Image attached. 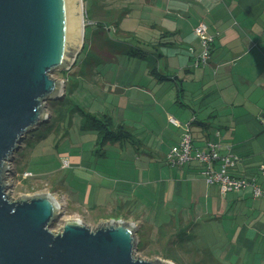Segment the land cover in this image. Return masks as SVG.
I'll return each mask as SVG.
<instances>
[{"label": "crops", "instance_id": "obj_1", "mask_svg": "<svg viewBox=\"0 0 264 264\" xmlns=\"http://www.w3.org/2000/svg\"><path fill=\"white\" fill-rule=\"evenodd\" d=\"M88 3L95 23L105 25L107 14L113 20L122 14L114 41L153 53L155 70L167 80L149 74L150 60L113 56L117 50L100 42L99 51L116 69L107 68L108 82L93 87L108 88L115 100L109 104L112 122L123 125L137 143L111 144L116 156L104 155L94 167L79 158L73 168L82 180L89 174V181L120 197L111 201L126 214L122 221L158 242L186 249L190 264L201 252L203 264H264V0ZM199 24L214 41L207 63L194 67L202 52L194 33ZM128 37L137 46L125 42ZM93 63L100 64V58ZM186 127L195 149L215 144L220 156L236 157L232 175L251 181L262 195L254 197L252 185L220 193L218 185L205 182L197 162L171 168L166 155Z\"/></svg>", "mask_w": 264, "mask_h": 264}, {"label": "water", "instance_id": "obj_2", "mask_svg": "<svg viewBox=\"0 0 264 264\" xmlns=\"http://www.w3.org/2000/svg\"><path fill=\"white\" fill-rule=\"evenodd\" d=\"M84 28L81 0H0V264H155L134 256L131 223L90 230L74 221L52 233L59 209L50 195L6 194V164L46 121L45 103L63 97L64 81L50 75L75 62Z\"/></svg>", "mask_w": 264, "mask_h": 264}, {"label": "rangeland", "instance_id": "obj_3", "mask_svg": "<svg viewBox=\"0 0 264 264\" xmlns=\"http://www.w3.org/2000/svg\"><path fill=\"white\" fill-rule=\"evenodd\" d=\"M88 2L89 0H81L85 25L83 49L80 50L75 64L68 65L60 71L56 70L50 75L54 80L65 82V100L61 109L64 119L60 120V114H53L51 103L56 100L47 101L45 103L47 119L37 127L40 130L39 137H37L38 131H35L37 128L33 130L34 132L27 134L6 164L4 174L6 194L10 200L50 195L55 204L60 205V209L56 211V218L49 227L52 233L59 232L65 223L74 222V220H79L86 228L94 230L109 221L116 222L127 218L121 209H115V202L111 201L120 197L111 196L107 192L108 187L103 184L100 187L98 181L96 182L93 178L89 181V174L82 180L79 170L72 166L81 158L94 167V163L101 161L104 155L111 158L118 153L112 150L111 144H108V147L104 145L105 143L96 145V131L85 128L81 130V127L86 126L83 120L84 115H97L113 121L110 105L114 106L115 101L114 96L107 92V87L104 90L93 87L95 85L101 87L102 83H107L108 69H116L115 63L107 61L106 55L104 53L102 55L99 51L100 42L105 41L104 47H109L107 40L112 42L115 36L105 32L104 40L103 36L96 35L97 28L85 20L86 13L90 11ZM92 11L89 12L90 16ZM108 29L112 32L111 27ZM94 37L97 38L94 39ZM127 39L128 41L125 42L137 46L135 39L129 37ZM113 48L117 50L116 47ZM99 58L100 64H94L93 60ZM137 61L139 60L135 59V62ZM120 143L124 145L123 142ZM125 147L128 148L127 145ZM65 162L67 165H64ZM101 172L104 173L106 170L102 169ZM145 233L143 228L137 230L138 238H135L134 243L135 257L142 260H154L155 264H157L156 261L160 264L161 262L190 264V255L184 252L186 249H179L171 242L166 243L163 240L158 242V237L149 236V238L147 234L145 236ZM165 233L166 230L163 229L159 237L164 236ZM139 238L141 247L138 249ZM186 242L190 243V240ZM199 258L198 254L193 264H199L197 262Z\"/></svg>", "mask_w": 264, "mask_h": 264}, {"label": "built area", "instance_id": "obj_4", "mask_svg": "<svg viewBox=\"0 0 264 264\" xmlns=\"http://www.w3.org/2000/svg\"><path fill=\"white\" fill-rule=\"evenodd\" d=\"M198 37L202 52L194 61V67L205 65L209 59L210 49L213 45L214 38L207 34L204 24H199L194 29ZM169 123L177 126L173 119H168ZM188 129L181 136L180 141L171 147L166 155L165 161L171 167H180L190 162H197L203 167L201 173L208 185H218L219 191L225 193H238L247 186L252 185L254 197L262 195L258 186L244 178H238L232 175V171L237 162V158L231 155L220 156L218 154V145L207 144L205 149L200 151L192 146ZM67 165V163H64ZM217 169V170H216ZM261 173L264 176V166L261 167Z\"/></svg>", "mask_w": 264, "mask_h": 264}, {"label": "trees", "instance_id": "obj_5", "mask_svg": "<svg viewBox=\"0 0 264 264\" xmlns=\"http://www.w3.org/2000/svg\"><path fill=\"white\" fill-rule=\"evenodd\" d=\"M89 12L86 13L85 20L87 22H89L91 24V26H94L99 31H101L100 33H97L96 35L99 34L100 37L103 36L104 40H105L106 37L104 36V33L105 32H107V33L111 32V31H109V32L107 31V30H109L108 27H111L112 34L116 38L117 35L115 33H116L117 29H118L119 21L121 19L122 14L117 16V18L114 19V20H113V18H111L112 15L110 13L107 14L110 18L108 17V19H106L107 20V24L104 25V24L98 23V22L95 23L93 21V17H91L89 15ZM86 27H87V25H86ZM96 38L97 37H94V39H96ZM108 41H110V42H108ZM104 42L105 41L102 42L103 45H104ZM107 44L109 46H113V47L117 48V52L118 53H113L112 54L113 56H118V55L121 54V55H124L127 58H134V59H138L140 61H147L148 62V60H150L149 63H150V67L151 68H150L149 74L151 76H154V78L158 82H162V81L167 80V77H164L163 75H161L160 73H158L155 70L154 66H155L156 62H155V59L153 58V53L145 52L142 49L137 48V47L124 46L118 41L117 42H115V41L111 42V40H107ZM120 45L122 46L121 48H120ZM83 47H84V45H83ZM83 47H82V49H83ZM101 54L104 55L103 53H101ZM159 56H160L159 54H156L157 58ZM106 58L108 59L107 61H110L109 58H111V57L106 56ZM65 89H66V87H65V82H64V90ZM64 100H65V95H63V97L61 99H58V100L53 101L51 103L52 104L53 114H55V115L56 114H60L59 115L60 116L59 117L60 120L64 119V116H63L64 113H61V109H62ZM83 120H85L86 126H84L83 128L81 127V130L85 128L86 130H91V131H96L97 132V143H96V145H98V144L101 145L103 143H105V144L106 143L114 144V143L123 142V143H129V144L135 146V144L137 143L134 140V137L124 128L123 125H121V124L114 125V123L112 122L111 119H104V118L98 117L97 115H84ZM35 131H38V133H37L38 136L37 137H39V135H40L39 131L40 130L37 128ZM183 233L184 232L182 231L177 236L178 237L183 236ZM137 247H138V249L140 248L138 245H137ZM199 255H200V259L198 260V262H199V264H203L204 260H205V258H203V257H206V253L205 252H201ZM173 263H175V262L173 261Z\"/></svg>", "mask_w": 264, "mask_h": 264}, {"label": "bare ground", "instance_id": "obj_6", "mask_svg": "<svg viewBox=\"0 0 264 264\" xmlns=\"http://www.w3.org/2000/svg\"><path fill=\"white\" fill-rule=\"evenodd\" d=\"M74 54V53H73ZM53 201H54V199H53ZM57 207H58V209H60V205L58 204L57 205ZM75 221V220H74ZM78 222H80L79 220H78ZM81 223V222H80ZM82 224V223H81ZM161 264H166V262H161Z\"/></svg>", "mask_w": 264, "mask_h": 264}]
</instances>
